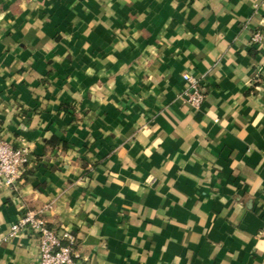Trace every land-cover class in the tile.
<instances>
[{"label":"crops","instance_id":"0c3cea01","mask_svg":"<svg viewBox=\"0 0 264 264\" xmlns=\"http://www.w3.org/2000/svg\"><path fill=\"white\" fill-rule=\"evenodd\" d=\"M3 140L0 264H38L27 211L80 264H264V0H0Z\"/></svg>","mask_w":264,"mask_h":264},{"label":"built area","instance_id":"2783aa9c","mask_svg":"<svg viewBox=\"0 0 264 264\" xmlns=\"http://www.w3.org/2000/svg\"><path fill=\"white\" fill-rule=\"evenodd\" d=\"M255 34L253 40H258ZM188 87L184 91L186 101L199 109L205 97L200 81L189 73L183 74ZM28 147H13L8 141H0V184L12 187L19 179L21 172L29 161ZM29 230L39 243L38 264H80L76 250V238L67 228L58 230L47 226V222L34 211L23 213L18 221L11 226L10 235L19 230Z\"/></svg>","mask_w":264,"mask_h":264}]
</instances>
